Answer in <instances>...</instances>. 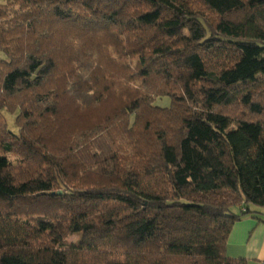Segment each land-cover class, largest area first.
I'll list each match as a JSON object with an SVG mask.
<instances>
[{
  "label": "trees",
  "instance_id": "1",
  "mask_svg": "<svg viewBox=\"0 0 264 264\" xmlns=\"http://www.w3.org/2000/svg\"><path fill=\"white\" fill-rule=\"evenodd\" d=\"M0 50V264H249L264 0H4Z\"/></svg>",
  "mask_w": 264,
  "mask_h": 264
},
{
  "label": "crops",
  "instance_id": "2",
  "mask_svg": "<svg viewBox=\"0 0 264 264\" xmlns=\"http://www.w3.org/2000/svg\"><path fill=\"white\" fill-rule=\"evenodd\" d=\"M259 217L248 215L236 222L228 238L227 253L245 257L249 264L264 262V209Z\"/></svg>",
  "mask_w": 264,
  "mask_h": 264
},
{
  "label": "rangeland",
  "instance_id": "3",
  "mask_svg": "<svg viewBox=\"0 0 264 264\" xmlns=\"http://www.w3.org/2000/svg\"><path fill=\"white\" fill-rule=\"evenodd\" d=\"M3 1H4V0H0V2H3ZM5 58H6L5 53H4L3 51L0 50V59H5ZM157 103H159V104H161V105H164V106H168V105H169V100L166 99V98H162V99L160 100V98H158ZM6 115H7V114H6ZM7 119H8V122H9V124H10V127H12V128H14V129L17 130V127L15 126V118H14L11 114H9V115H7ZM81 237H82V234L79 233V234L74 235L70 240H71V241H77V240H80Z\"/></svg>",
  "mask_w": 264,
  "mask_h": 264
},
{
  "label": "built area",
  "instance_id": "4",
  "mask_svg": "<svg viewBox=\"0 0 264 264\" xmlns=\"http://www.w3.org/2000/svg\"><path fill=\"white\" fill-rule=\"evenodd\" d=\"M263 264H264V262H263Z\"/></svg>",
  "mask_w": 264,
  "mask_h": 264
}]
</instances>
